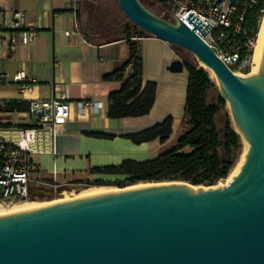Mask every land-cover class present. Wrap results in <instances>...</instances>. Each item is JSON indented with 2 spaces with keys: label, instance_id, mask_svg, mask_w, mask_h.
<instances>
[{
  "label": "water",
  "instance_id": "water-1",
  "mask_svg": "<svg viewBox=\"0 0 264 264\" xmlns=\"http://www.w3.org/2000/svg\"><path fill=\"white\" fill-rule=\"evenodd\" d=\"M126 19L192 54L210 70L248 145L240 174L224 188L155 184L0 217V264H264V56L240 77L199 37L167 22L139 0H118ZM84 37L91 35L83 29ZM181 59L167 70L185 71ZM53 197V193L48 195Z\"/></svg>",
  "mask_w": 264,
  "mask_h": 264
},
{
  "label": "crops",
  "instance_id": "crops-1",
  "mask_svg": "<svg viewBox=\"0 0 264 264\" xmlns=\"http://www.w3.org/2000/svg\"><path fill=\"white\" fill-rule=\"evenodd\" d=\"M99 5L102 0H0V129H18L31 125L26 113H6L5 103L63 98L73 105L72 118L57 138L55 155L33 156L35 196H48L57 190L81 182H114L119 177L94 175L99 168L118 167L126 161L146 162L176 146L182 133L181 122L187 96L188 73L167 70L178 59L172 45L150 35L138 39L142 58V79L158 86L155 105L148 116L133 119L108 118L109 97L121 89L119 82L105 78L121 69L130 57L126 40L111 43L89 41L80 32L86 22L83 8ZM97 1V3H95ZM91 3V4H90ZM25 15L26 29L33 25L38 37L29 45L8 46V39L19 40V31H11L14 14ZM67 33L69 35H67ZM127 68L125 75L131 73ZM25 73L31 90L24 96L13 77ZM94 101L96 111L80 114L77 104ZM168 118L173 119V134L165 143L161 139L134 143L129 136L141 134ZM6 122V123H5ZM175 137V139L173 138ZM47 184L44 187L40 183Z\"/></svg>",
  "mask_w": 264,
  "mask_h": 264
},
{
  "label": "trees",
  "instance_id": "trees-1",
  "mask_svg": "<svg viewBox=\"0 0 264 264\" xmlns=\"http://www.w3.org/2000/svg\"><path fill=\"white\" fill-rule=\"evenodd\" d=\"M169 11L178 10V4L187 0H159ZM141 2V1H140ZM141 4L145 6L142 2ZM264 4L250 10L246 16L245 27L249 31L259 32V21L263 15ZM83 29L91 37L89 41L111 43L126 40L130 48V57L117 72L105 80L120 83L121 89L109 97L108 118L111 120L133 119L148 116L156 101L158 86L149 82L145 86L142 79V58L138 39L143 34H134L129 29L125 36L109 37L107 32L91 33L86 22ZM183 61V60H182ZM188 73L187 96L184 116L181 122L182 133L176 146L161 153L156 159L146 162L126 161L118 167L94 169V175L119 177L115 182H81L80 185L104 187L108 185L126 188L141 183L184 182L195 187H215L227 180L239 163L243 154L241 137L236 133L227 104L217 92V85L203 68L194 67L183 61ZM131 73L126 76L127 68ZM30 103L9 102L4 104L6 113H26ZM173 134V119L168 118L162 124L141 134L129 136L134 143H146L161 139L168 141Z\"/></svg>",
  "mask_w": 264,
  "mask_h": 264
},
{
  "label": "built area",
  "instance_id": "built-area-1",
  "mask_svg": "<svg viewBox=\"0 0 264 264\" xmlns=\"http://www.w3.org/2000/svg\"><path fill=\"white\" fill-rule=\"evenodd\" d=\"M264 0H187L184 5L178 4L173 16L194 29L193 22L201 23L206 28L202 35H197L214 51L217 57L240 77L252 76L254 71V52L259 32H251L245 27L246 16L250 10L259 8ZM262 19L258 22L261 27ZM25 15L14 14L11 31H19V40L8 39V46L13 50L19 44L29 46L39 35L33 25L26 29ZM5 30L0 27V40ZM67 35H69L67 33ZM0 77V81H4ZM13 83L24 96L31 90L30 81L25 73L13 77ZM80 114L87 110L96 111L99 104L94 101L76 105ZM73 105L63 98L46 101H31L26 118L31 125L25 128L0 129V206L11 208L16 202L28 201L35 196L36 183L33 180V156L54 154L57 138L65 125L72 118ZM6 123V122H5ZM44 187L47 184L40 183ZM53 196L60 190L53 187Z\"/></svg>",
  "mask_w": 264,
  "mask_h": 264
},
{
  "label": "rangeland",
  "instance_id": "rangeland-1",
  "mask_svg": "<svg viewBox=\"0 0 264 264\" xmlns=\"http://www.w3.org/2000/svg\"><path fill=\"white\" fill-rule=\"evenodd\" d=\"M91 1H93V0H91ZM139 1H141L149 11H151L153 14H155L159 18H161L167 22H170V23L173 22V16L177 12V10H173V11L167 10L166 8H164L162 6V4L160 3L159 0H139ZM87 3L88 2L86 1L85 4H87ZM95 3H97V1ZM83 11H84V13H85L84 15L86 17V25H87V27L91 33L98 34V33H102V32L103 33L107 32L106 34H108L109 37H111V38L116 37L115 36V33H116V35L123 37L126 35L125 30L129 29L130 32H132L134 34L149 35V34L145 33L144 31L140 30L139 28H137L135 25H133L132 23H130L126 19V17L124 16V14L121 12V10L119 8L118 0H102V1H100V4L98 6L97 5L91 6V5L87 4L84 6ZM173 48L177 53L178 59H181L183 61L185 60L189 64L193 65L194 67L203 68L206 72H208L211 79L216 83L217 92L219 93V87H218L217 81H216L214 75L212 74V72L210 70L202 67L198 63L196 58L192 54H190L189 52H187L181 48L175 47V46H173ZM227 110L230 114V110H229L228 106H227ZM233 127H234V124H233ZM176 136H177V134H175V136L173 138L175 139ZM242 143H243V154L241 156V159L247 153V151H246L247 150L246 149L247 144L243 140H242ZM226 181L227 180L221 181L215 187H221L222 188V187L227 186L228 184ZM166 183H173V182H161V183L153 182V183H141V184L152 185V184H166ZM141 184H138V185H141ZM138 185H135L133 187L128 186L126 188H129V189L135 188ZM106 187L115 188L118 192L121 191L122 189H124V188H120L119 186H115V185H108ZM89 188L90 187L86 186V185L69 187V188H65L63 190H60V193H58V195L53 196V197L33 196L28 201H20V202H16L15 204L24 203V204L33 205V204H44V203H51V202H59V204L61 202L64 203V201L70 202L73 200H78L77 197L80 195V193L82 191L88 190ZM201 188L208 189V187H204V186H201Z\"/></svg>",
  "mask_w": 264,
  "mask_h": 264
},
{
  "label": "bare ground",
  "instance_id": "bare-ground-1",
  "mask_svg": "<svg viewBox=\"0 0 264 264\" xmlns=\"http://www.w3.org/2000/svg\"><path fill=\"white\" fill-rule=\"evenodd\" d=\"M263 56H264V18H263L262 23H261L259 37H258V41L256 44L255 52H254V65H255V67H254V71H253L252 75H256L260 72ZM246 147H247L246 151L248 152V149H249L248 145ZM246 154L242 157V159L239 161V163L237 164L235 169L231 172L229 178L226 181L228 185H229V183H231L234 180V178H236L240 174L242 166L245 162ZM153 185H155V184H152V185L141 184V185L136 186L135 188H130V189L127 188L125 190L146 188V187L153 186ZM214 188H221V187H214ZM222 188H224V187H222ZM200 189H201V187H194L195 191H198ZM121 191H123V190H121ZM121 191H119V192H121ZM117 192L118 191L112 187H106V186H104V187H91L88 190L82 191L77 198H78V200H81V199H85V198H91V197H96V196L113 194V193H117ZM73 201H75V200H73ZM61 203H63V202H61ZM56 204H59V202H51V203H44V204H33V205L19 203V204L13 205L11 208H5L3 206H0V217L20 214V213H24V212H28V211H32V210L56 205Z\"/></svg>",
  "mask_w": 264,
  "mask_h": 264
}]
</instances>
